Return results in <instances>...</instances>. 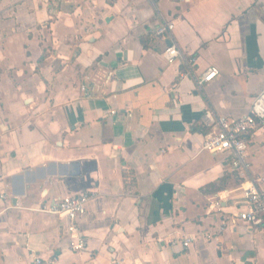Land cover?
<instances>
[{
  "label": "crops",
  "instance_id": "crops-1",
  "mask_svg": "<svg viewBox=\"0 0 264 264\" xmlns=\"http://www.w3.org/2000/svg\"><path fill=\"white\" fill-rule=\"evenodd\" d=\"M263 89L264 0H0V264H264V225L218 231L264 190V126L245 171L202 151ZM88 191L74 252L44 210Z\"/></svg>",
  "mask_w": 264,
  "mask_h": 264
},
{
  "label": "built area",
  "instance_id": "built-area-1",
  "mask_svg": "<svg viewBox=\"0 0 264 264\" xmlns=\"http://www.w3.org/2000/svg\"><path fill=\"white\" fill-rule=\"evenodd\" d=\"M149 1L152 4H156L158 0ZM174 28L175 26L172 23H165L158 28L150 30L149 33L154 37H164L172 33ZM164 56L169 64H175L182 54L177 45L172 43L166 48ZM219 74L220 72L217 68H209L198 80V86L202 87L206 83L212 82ZM202 121L209 129L204 138L202 151L212 154L229 153L232 157V169L245 171L248 168L246 164L248 148L246 136L255 131L259 125L264 126V89L253 99L246 115L239 118H228L216 116L209 110L204 114ZM262 181H264V178L259 179V182ZM244 191L247 200L246 209L226 217L218 230L219 232H225L230 223L243 222L249 226L256 227L264 225V190L252 186ZM96 197V193L88 191L75 197L66 198L54 208L44 210L46 213L58 216L67 222L66 231L74 252H81L87 247L88 242L80 230L79 222L87 215V206ZM3 198L7 199L4 194ZM216 206H219V203ZM193 241V237L186 238L183 243L184 247H189ZM33 264H55V262L36 256Z\"/></svg>",
  "mask_w": 264,
  "mask_h": 264
}]
</instances>
